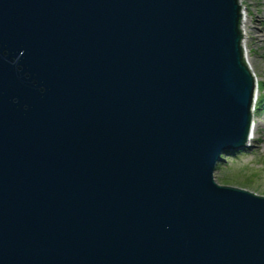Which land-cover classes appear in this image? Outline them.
I'll list each match as a JSON object with an SVG mask.
<instances>
[{"label":"water","instance_id":"1","mask_svg":"<svg viewBox=\"0 0 264 264\" xmlns=\"http://www.w3.org/2000/svg\"><path fill=\"white\" fill-rule=\"evenodd\" d=\"M238 0H0V264H264Z\"/></svg>","mask_w":264,"mask_h":264},{"label":"rangeland","instance_id":"2","mask_svg":"<svg viewBox=\"0 0 264 264\" xmlns=\"http://www.w3.org/2000/svg\"><path fill=\"white\" fill-rule=\"evenodd\" d=\"M242 25V48L251 64V73L256 84L258 96L255 100L251 118H263L259 123L256 137L242 149L221 154L212 171L214 181L222 185L244 188L264 196V106L256 108L258 99H264V0H238ZM240 26V25H239Z\"/></svg>","mask_w":264,"mask_h":264},{"label":"bare ground","instance_id":"3","mask_svg":"<svg viewBox=\"0 0 264 264\" xmlns=\"http://www.w3.org/2000/svg\"><path fill=\"white\" fill-rule=\"evenodd\" d=\"M240 12H241V8H240ZM242 21L245 22L242 18H240V23H242ZM239 25L242 28V25L241 24H239ZM241 45H242V41H241ZM243 58H244L245 64L247 65L248 69L251 72L252 71L251 70V64H250V61L248 59V56L246 55V52H244V50H243ZM251 75L254 76L253 72L251 73ZM253 83H254V86H253V92H252V97H251L250 112L252 111L253 106H254V103H255V100H256V98L258 96V82L256 84V81H255L254 78H253ZM262 119L258 117L254 121L251 118V114H250L249 133H248V137H247V140H246V144H249L252 141V139H254L256 137V133H257V129L259 127V123L260 122H263ZM232 151H236V150H232Z\"/></svg>","mask_w":264,"mask_h":264},{"label":"trees","instance_id":"4","mask_svg":"<svg viewBox=\"0 0 264 264\" xmlns=\"http://www.w3.org/2000/svg\"><path fill=\"white\" fill-rule=\"evenodd\" d=\"M263 106H264V99H263V97H260L258 99V105L256 108H263Z\"/></svg>","mask_w":264,"mask_h":264}]
</instances>
